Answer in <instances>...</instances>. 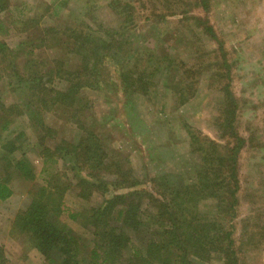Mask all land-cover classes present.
I'll return each mask as SVG.
<instances>
[{
    "label": "rangeland",
    "instance_id": "obj_1",
    "mask_svg": "<svg viewBox=\"0 0 264 264\" xmlns=\"http://www.w3.org/2000/svg\"><path fill=\"white\" fill-rule=\"evenodd\" d=\"M119 1L133 6L136 21L126 30L130 31L131 42L127 38L123 41H127L126 50L137 47V56L130 58L128 50L116 55L113 48L106 47L102 62L90 59L96 68L94 72L89 64L84 66L87 73L78 72L86 84L79 88L81 92L77 96L81 97L76 102L61 103L62 108L56 113H61L62 118L59 114L47 115L48 121L58 130V139L71 143L78 138L80 125L97 130L113 160L117 158L127 167L131 162L142 181L141 188L151 190L150 180L166 173L182 174L191 181L197 177L204 158V153L193 149L192 135L200 134L202 142L226 143L231 139L228 135L222 138L216 127L215 121L223 108V93L220 91V95L214 88H220V82L212 81L213 69L219 67L218 62L227 59L228 64L233 63L231 79L222 83L230 82V90L240 109L236 132L247 142L238 162L239 203L236 211L233 208L236 214H230L228 218H232L225 225L228 230L234 228L232 248H237L238 263L264 264V0H205V3L186 0L175 15L166 14L162 6L164 0L158 8L151 3L154 0H8V12L0 15V39L16 49L19 43L26 41L28 34L19 32L13 21L35 16L43 20L42 27L55 26L58 22L63 26L85 28L81 25L85 19L89 28L119 40L122 36L118 34L123 32L121 25L124 26L118 16V12H122L117 5ZM155 11L162 17H155ZM204 27H210L211 33ZM221 47L224 50L218 51ZM37 53L47 59H57L61 70L67 73L76 72L87 55L61 50L35 51V56ZM162 57L166 61L156 76L151 95L129 96L121 84L122 73L135 63L156 65L155 58ZM87 58L89 60V56ZM197 68H210V71L199 72ZM75 82L57 75L52 84L59 91H67ZM9 91L5 77L0 80L1 115L4 111L1 107L19 102L18 95ZM83 98L88 102L86 109L81 108ZM182 99L188 101L180 105ZM78 111L74 122L71 115ZM21 133L24 136L18 142ZM42 135L35 123L28 124L27 118L20 115H15L4 134L16 143L17 150L10 155L12 162L24 161L36 172L32 183L14 181V195L0 201V247L3 246L10 264H44L30 239L15 238L11 233L16 215L29 202V192L44 185ZM46 140L52 145L51 138ZM2 155L0 150V178ZM55 167L63 170L73 185L65 195V208L83 212L104 201L101 196L89 200L79 198V172L66 161L57 162ZM213 203L202 201L200 205L205 210L215 211ZM61 219L77 234L91 239V231L85 230L79 219L72 221L68 213ZM213 260L217 263L221 258Z\"/></svg>",
    "mask_w": 264,
    "mask_h": 264
},
{
    "label": "trees",
    "instance_id": "obj_2",
    "mask_svg": "<svg viewBox=\"0 0 264 264\" xmlns=\"http://www.w3.org/2000/svg\"><path fill=\"white\" fill-rule=\"evenodd\" d=\"M161 2L151 1L155 8ZM185 2L164 0L162 6L166 14L175 15ZM117 5L122 8L118 16L124 25H121L123 32L118 34L122 36L119 40L101 30L89 28L85 19L81 22L85 28L63 26L58 22L55 26L42 27L43 20L35 16L21 22L13 21L19 32L28 34L26 41L19 43L16 49L0 39V80L6 77L9 92L17 94L19 100L17 104L1 107L4 111L2 115L0 113V150L3 153L0 201L14 195V181L32 183L36 180L34 168L24 161L14 164L10 159L17 150L16 143L9 141L4 134L12 125V119L15 115L25 116L28 124L35 123L43 133L40 145L43 148L41 175H44V185L29 192V202L16 215L11 233L15 238L30 239L44 264H239L237 248H232L234 228L228 230L225 225L232 218L228 216L236 214L233 208L236 211L239 203L238 162L247 142L236 132L240 109L230 90V82L222 83L231 79L233 63L228 64L227 59L218 62L219 67L213 69L212 75L213 83L220 82V88H214L223 93V108L215 121L216 127L222 138L228 135L231 139L226 143L206 139L202 142L199 141L200 134L192 135L193 149L204 153V158L197 177L191 181L184 179L182 174L166 173L150 180L153 183L151 190L141 188L142 181L131 162L127 167L117 158L113 160L97 130L80 125L81 132L75 143H71L58 139V130L48 121L47 115L59 114L56 111L62 108L61 103L76 102L81 97L77 96L81 92L79 88L86 84L80 73H87L86 64L94 72L96 68L90 59L102 62L106 47L113 48L116 55L128 50L130 58L137 56V47L126 50V42H131L132 38L130 31L126 30L136 21L133 6L122 1ZM9 6L8 0H0V15L8 12ZM155 13V17H162ZM204 28L211 33L210 27ZM126 38L128 40L123 41ZM49 50L87 55L76 72L67 73L61 70L57 59L34 54L35 51L45 53ZM223 50V47L218 49ZM155 61L156 65L149 67L135 63L122 73L121 84L129 96L151 95L166 58H155ZM197 71L206 72L210 68H197ZM57 75L70 82L76 81L74 87L59 91L52 84ZM187 101L180 100V105ZM86 106L88 102L84 99L81 108L86 109ZM78 113L71 115L72 121L75 122ZM59 115L62 118L63 115ZM23 136L21 133L17 141L20 142ZM48 138H51L52 145L47 144ZM61 161H66L79 172V198L89 200L101 196L104 201L83 212L65 208V195L73 185L70 177L55 167ZM200 201L214 202L215 211L203 209ZM65 213L72 221L79 219L81 226L91 231V239L77 234L63 222L61 217ZM214 257L221 260L216 263ZM0 264H10L3 246L0 247Z\"/></svg>",
    "mask_w": 264,
    "mask_h": 264
}]
</instances>
